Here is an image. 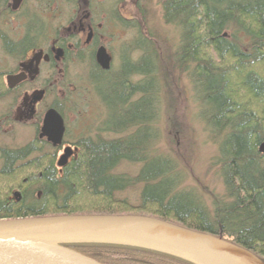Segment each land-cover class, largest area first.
<instances>
[{"label":"trees","instance_id":"trees-1","mask_svg":"<svg viewBox=\"0 0 264 264\" xmlns=\"http://www.w3.org/2000/svg\"><path fill=\"white\" fill-rule=\"evenodd\" d=\"M75 4L73 0L70 6ZM162 7L164 21L181 30L180 47L169 60L190 73L202 117L214 133L224 134L215 161L225 194L214 198L213 213L193 191L179 189L177 160L150 150L162 57L156 41L139 32L133 54H121L118 71L86 62L103 112L96 134L81 136L78 155L58 166L55 151L31 156L32 144L0 148V219L145 215L222 236L264 260V153L259 150L264 141V70L257 69L264 62V0H162ZM118 13L111 12L112 21L130 25ZM46 27L51 37L55 29ZM244 93L254 107L242 101ZM123 161L142 163L140 172L116 173ZM139 184L140 205L116 198L117 192ZM66 245L103 264H194L134 246Z\"/></svg>","mask_w":264,"mask_h":264},{"label":"rangeland","instance_id":"rangeland-1","mask_svg":"<svg viewBox=\"0 0 264 264\" xmlns=\"http://www.w3.org/2000/svg\"><path fill=\"white\" fill-rule=\"evenodd\" d=\"M36 1L27 0L25 8L33 9V4ZM53 1H55V7H61L62 15L61 20L57 19V15L52 14L51 11L46 16L49 21L48 23L46 20V23L50 24L48 26L55 29L51 32V37L53 32L56 33L59 23L62 22L65 25L62 35L71 37L74 29L69 22L74 19L75 8L74 5L70 6V3L73 0ZM90 4L93 5L96 22L103 24L101 33L104 35L105 44L112 47L113 71L119 70L120 56L123 52L128 50L129 55L133 54L134 41L138 38L139 32L144 33V36L150 35L156 41V49L162 57L159 60V77L157 78L161 88H158L157 95V112L155 114L157 120L152 122L150 130L154 133L155 140L149 147L158 155L172 156L177 160L178 167L182 171V183L179 189L193 191L201 200V204L212 214L214 198H222L225 194L222 171L215 161L224 134L214 133L213 128L202 117L204 112L201 100L190 73L182 71L180 67L175 66L169 60V57H175L180 47V28L164 21L162 0H90ZM84 6L88 7L89 2L86 1ZM112 11H118V15L130 22V25L114 23L110 15ZM21 23V21L14 22V30L22 32L24 24L21 25ZM2 49L4 50L0 45V70L14 68V61ZM136 54L138 55V53ZM86 62L77 61V81L73 56L70 55L64 64H62L63 62L59 63L60 67H64V90L60 89V92L57 86L50 90L49 96L40 102L38 112L35 114L30 112V100L33 96L31 92L11 93L1 82L0 148H22L29 144L34 135L35 121L39 118L41 120L46 108L53 101H58L62 107L67 125V139L74 140L83 134L95 135L99 124V115L103 110L90 84L89 68ZM161 67L162 70H160ZM257 69L263 71L264 62L259 64ZM44 76L50 77L51 81L57 82L59 79L57 74L55 79L51 78L53 75L49 69L48 72L45 70ZM140 78L142 79V77ZM39 79L35 83L41 82L42 77ZM133 81H137V78H134ZM251 100L249 93L242 97L243 102L250 101L248 104L250 108L254 107L250 104ZM103 117L104 115L100 116V119ZM128 133L129 131L125 132L124 136ZM115 136L112 134L109 137ZM45 151L53 150L45 146L39 154L35 155H43ZM63 155H67L68 160L72 157L64 151L57 157V163ZM1 166L2 161H0V168ZM58 166L60 165L58 164ZM141 167L142 163L140 162L123 161L115 169V172L135 176L140 172ZM141 190L142 184H139L117 192L115 196L127 200L133 206H138L142 202Z\"/></svg>","mask_w":264,"mask_h":264},{"label":"water","instance_id":"water-1","mask_svg":"<svg viewBox=\"0 0 264 264\" xmlns=\"http://www.w3.org/2000/svg\"><path fill=\"white\" fill-rule=\"evenodd\" d=\"M22 0H14L18 8ZM97 61L110 69L102 46ZM42 134L60 143L63 116L51 108ZM259 150L264 153V141ZM67 155L58 164L64 166ZM98 243L134 246L170 254L194 264H264L251 250L210 232L160 218L136 214H74L0 219V264H103L66 244Z\"/></svg>","mask_w":264,"mask_h":264},{"label":"flooded vegetation","instance_id":"flooded-vegetation-1","mask_svg":"<svg viewBox=\"0 0 264 264\" xmlns=\"http://www.w3.org/2000/svg\"><path fill=\"white\" fill-rule=\"evenodd\" d=\"M26 1L22 0L19 7L15 8L14 0H0V45L1 48L2 46L4 48L3 52L15 63V67L12 69L0 70V83L3 82L11 93L31 92L33 96L30 100V112L35 114L38 112L40 102L49 96L50 90L55 86L59 90H64V67H60L59 63L63 62L62 64H64L67 58L72 55L76 66L77 81V61L86 62L91 59L99 69L108 71L113 68L114 54L112 47L105 44L104 35L101 33L103 24L96 22L90 0H76L74 19L69 22L74 29L71 37L62 35L63 29H65L64 22H62L59 23L56 35L52 39L45 31L46 25H49L46 16L51 11L52 14L57 15V19L61 20V7H55L53 0H37L33 4V9H29L25 8ZM86 1L89 2L90 7L84 6ZM18 21L22 22L21 25L24 24L22 32L13 28V23ZM102 46L111 56V67L108 70L103 69L97 61V52ZM48 69L49 72L52 71L51 78L55 79L56 74L59 76L57 82L44 76L45 70L48 72ZM40 77H42L41 82L35 83L36 80H40ZM51 108H55L63 116L65 122L62 107L58 101H53L46 108L41 120L39 118L35 121L34 135L29 142L33 148L31 153L39 154L47 146L55 151L57 157L64 151L72 157L78 155L81 136L74 140L67 139L66 122L65 133L60 143H54L47 135L42 134L45 116ZM47 152L45 151V153Z\"/></svg>","mask_w":264,"mask_h":264}]
</instances>
